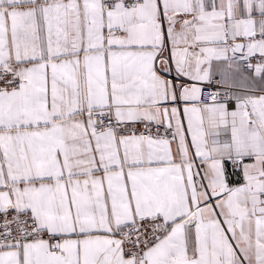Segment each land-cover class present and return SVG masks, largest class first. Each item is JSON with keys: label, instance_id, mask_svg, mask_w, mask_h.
Returning <instances> with one entry per match:
<instances>
[{"label": "snow or ice", "instance_id": "obj_1", "mask_svg": "<svg viewBox=\"0 0 264 264\" xmlns=\"http://www.w3.org/2000/svg\"><path fill=\"white\" fill-rule=\"evenodd\" d=\"M0 264H264V0H0Z\"/></svg>", "mask_w": 264, "mask_h": 264}]
</instances>
